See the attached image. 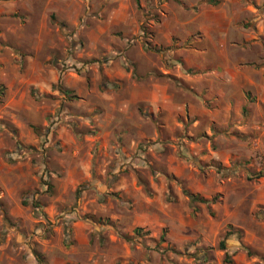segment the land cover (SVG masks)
Returning a JSON list of instances; mask_svg holds the SVG:
<instances>
[{
    "label": "rangeland",
    "instance_id": "rangeland-1",
    "mask_svg": "<svg viewBox=\"0 0 264 264\" xmlns=\"http://www.w3.org/2000/svg\"><path fill=\"white\" fill-rule=\"evenodd\" d=\"M7 4L0 264H264V0Z\"/></svg>",
    "mask_w": 264,
    "mask_h": 264
},
{
    "label": "trees",
    "instance_id": "trees-1",
    "mask_svg": "<svg viewBox=\"0 0 264 264\" xmlns=\"http://www.w3.org/2000/svg\"><path fill=\"white\" fill-rule=\"evenodd\" d=\"M60 90L62 92H64V94H66V95H69L71 93L70 90L64 89L63 87H61ZM5 95H6V86L4 84H0V99H3L5 97ZM185 193L194 202H196V201L208 202L209 201L207 198L202 197L198 193H194V192L190 191L189 189H185ZM142 231H143L142 227H137L135 229V235L136 236H142L143 235ZM230 234H231L230 231L229 232L227 231L226 234H225V236H224V238L220 241L221 248L226 249V240H227V238L229 237ZM127 238H129V237H127ZM162 239L163 240H166L164 235L162 236Z\"/></svg>",
    "mask_w": 264,
    "mask_h": 264
},
{
    "label": "crops",
    "instance_id": "crops-1",
    "mask_svg": "<svg viewBox=\"0 0 264 264\" xmlns=\"http://www.w3.org/2000/svg\"><path fill=\"white\" fill-rule=\"evenodd\" d=\"M0 10H1V12L2 11H4V12H10L12 10V7L10 6V4H7L5 7L1 6L0 7ZM36 83H38V82H36ZM8 106L12 108L14 106L13 102H9ZM81 175L83 176V178H87V177H89V175L91 176V173H81ZM79 180H80V178H79ZM79 180H77V182Z\"/></svg>",
    "mask_w": 264,
    "mask_h": 264
}]
</instances>
